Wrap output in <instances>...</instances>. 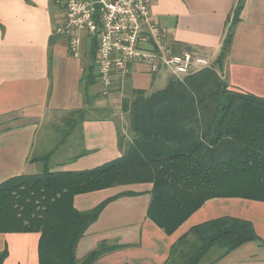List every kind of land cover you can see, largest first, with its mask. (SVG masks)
Here are the masks:
<instances>
[{
  "label": "crops",
  "instance_id": "0c3cea01",
  "mask_svg": "<svg viewBox=\"0 0 264 264\" xmlns=\"http://www.w3.org/2000/svg\"><path fill=\"white\" fill-rule=\"evenodd\" d=\"M238 2L154 0L151 12L171 44L196 50L214 64ZM56 10L53 0H0V129L10 127L0 133V185L15 177L39 174L45 167L65 172L103 166L122 156L119 134L128 138L119 127L124 116H118L123 114L118 111L117 116L91 118L77 126L58 146L63 118L85 107L82 79L90 60L87 64L85 56L71 55L68 42L55 34ZM218 72L230 90L264 98V0H243L228 58ZM149 74L144 65L132 66L121 100L113 99L120 110L132 90L155 91L161 74L153 78ZM51 151L48 161H31ZM151 191V184H136L76 196L75 208L89 211L120 194L134 193L108 203L80 240L77 258L82 260L107 243L119 248L94 264H165L173 244L193 226L232 217L251 222L260 240L212 264H264V203L210 200L168 236L147 218ZM39 239V234H0V252L9 251L4 264H39Z\"/></svg>",
  "mask_w": 264,
  "mask_h": 264
},
{
  "label": "trees",
  "instance_id": "16d2710c",
  "mask_svg": "<svg viewBox=\"0 0 264 264\" xmlns=\"http://www.w3.org/2000/svg\"><path fill=\"white\" fill-rule=\"evenodd\" d=\"M242 8L243 0H239L212 67L182 81L169 77L163 90H132L123 98L121 111L128 115L130 128L128 138L119 134L123 151L119 159L86 171L52 172L45 167L39 174L1 184L0 234H39V264H94L119 247L102 243L79 260L80 240L108 203L134 193L120 194L89 211L75 208L76 196L151 184L147 218L168 236L210 200L237 198L264 203V98L230 90L218 72L228 58ZM172 46L183 48L176 43ZM88 47L90 64L82 79L85 107L63 118L58 146L91 119L94 96L90 90L99 83L96 39ZM9 128L0 129V133ZM52 154L34 156L31 161L45 162ZM259 240L251 222L221 217L193 226L182 235L165 264L216 263ZM212 255L215 258L207 262ZM8 256L5 248L0 252V264Z\"/></svg>",
  "mask_w": 264,
  "mask_h": 264
},
{
  "label": "built area",
  "instance_id": "2783aa9c",
  "mask_svg": "<svg viewBox=\"0 0 264 264\" xmlns=\"http://www.w3.org/2000/svg\"><path fill=\"white\" fill-rule=\"evenodd\" d=\"M64 18L57 32L69 38L73 56L82 37L96 39V74L103 94L123 86L134 65L150 74L183 80L213 66L211 60L186 49L175 50L167 32L152 16L154 0H53ZM88 43V44H89Z\"/></svg>",
  "mask_w": 264,
  "mask_h": 264
},
{
  "label": "rangeland",
  "instance_id": "374dc122",
  "mask_svg": "<svg viewBox=\"0 0 264 264\" xmlns=\"http://www.w3.org/2000/svg\"><path fill=\"white\" fill-rule=\"evenodd\" d=\"M54 6H55V10L57 9L55 11V13L53 14L54 21H55V34H57L59 36H62L69 44L68 36L61 35V34H59L57 32V30L62 25V20L64 18V15H63V12L55 4H54ZM81 43H82V46L80 48V55H83V56L86 57L87 64H88L90 62V61L88 62L89 58L87 57L88 56L89 39L86 36H84V37H82V42ZM149 75L153 78L152 74H149ZM160 76H161V79L159 80L160 83H156V85L153 86V90L152 91L155 90L154 92L163 89L168 84L169 77H167L166 74H161ZM93 92H94L93 93L94 102H93L92 107H91V113H90V117L91 118H103V117H106V116H117V114H119V112L121 110L119 109V107L117 105V101H115L113 99H114V96H116V98H118V99L120 98V100H121L122 97L120 96V94L122 92V89H119V88L111 89V90H109L108 94H103V88H102V86H101V84L99 82L98 85L96 87H94ZM109 101L111 102L110 105L108 104ZM101 105L102 106H106V107L99 108ZM97 106H99V107H97ZM118 116H124L123 120L119 119V127L121 129H124L126 131V133H127V136H129L128 131H129V128H130V122H129V117H127L128 115H124V113H123L122 115H118ZM12 118L14 119V116ZM10 123H12V122H10ZM7 124H9V120H8ZM63 126L64 125L62 124L61 127H60V130H63V128H64ZM215 256L214 255L210 256V258L207 260V262L211 261L212 259H214Z\"/></svg>",
  "mask_w": 264,
  "mask_h": 264
}]
</instances>
